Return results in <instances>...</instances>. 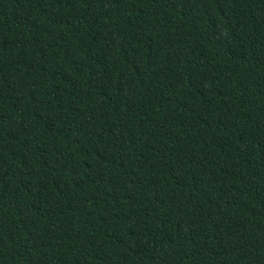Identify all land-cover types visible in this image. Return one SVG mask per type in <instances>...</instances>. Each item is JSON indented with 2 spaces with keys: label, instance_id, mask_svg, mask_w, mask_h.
<instances>
[{
  "label": "trees",
  "instance_id": "16d2710c",
  "mask_svg": "<svg viewBox=\"0 0 264 264\" xmlns=\"http://www.w3.org/2000/svg\"><path fill=\"white\" fill-rule=\"evenodd\" d=\"M0 264H264V0H0Z\"/></svg>",
  "mask_w": 264,
  "mask_h": 264
}]
</instances>
